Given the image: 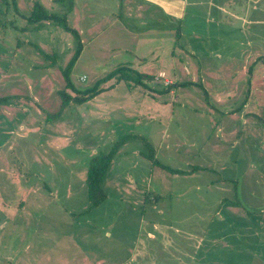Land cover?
Returning a JSON list of instances; mask_svg holds the SVG:
<instances>
[{
    "label": "rangeland",
    "instance_id": "374dc122",
    "mask_svg": "<svg viewBox=\"0 0 264 264\" xmlns=\"http://www.w3.org/2000/svg\"><path fill=\"white\" fill-rule=\"evenodd\" d=\"M37 1L52 12L65 14L71 26L83 31V47L71 73L78 89L94 86L121 59L127 60L126 49L135 50V43L123 40L119 34L91 39L89 27L95 17L100 26L109 17L118 20L121 14L125 18L119 0H73L71 10L60 0H17L19 13L29 15ZM19 13L12 0H0V96H15L9 105H0V141L9 130L12 135L9 145L5 143L10 150L1 148L0 152V264H138L131 254L137 242L147 239L155 209L164 213L160 218L175 220V228L200 234L206 213L214 216L216 206L209 199L193 200V193L200 187L189 184L202 185L206 175L216 178L217 169L220 176L239 179L240 193L235 194L239 204L262 218L264 200L250 198V178L255 176L250 173V158L264 154V150L257 152L259 146L264 149V126L250 127L264 122L262 63L249 73L260 53L224 56L210 65L199 64L177 48L169 54L164 49L158 59H152L159 63L148 60L151 65L137 70L144 83L135 73L132 80L114 77L101 84L105 90L95 97L82 103L71 101L62 108L61 90L76 95L66 87L62 70L77 50V39L54 23L41 30L21 29L28 24ZM130 24L135 27L132 18ZM178 42L181 40L158 44ZM145 43L139 41L138 51L144 50ZM146 45L145 57L149 58L156 43L147 41ZM184 62L186 67L181 70L179 64ZM156 67L159 70L153 69ZM163 69L166 71H160ZM180 82L202 83L214 106L207 103L197 85L158 93ZM246 91L248 99L240 106L238 118L229 116L245 99ZM236 123L239 125L234 128ZM228 132L239 139L237 144ZM145 138L162 162L169 159L172 145H182L178 152L183 154L184 162L174 154L176 160L169 164L183 169L200 165L216 171L198 173L199 177L190 180L181 177V182L188 183L187 192L192 193L189 200L175 207V201L166 196L172 186L167 169L152 174L151 163L140 152L147 149ZM120 140L123 142L114 152L103 181L107 198L91 207L89 168L97 156L109 153ZM260 170L264 173V168ZM205 187L199 192L201 197L205 196ZM237 208L229 206L232 212ZM257 225L255 222L250 227L252 248L246 246L249 254L241 253L243 243L235 241L234 232L222 229L223 248L232 242L237 247L227 251H233L231 258L223 255L222 264H264V229ZM166 233L172 242L178 241L182 253L188 254L195 246L186 235L172 229ZM158 252L159 257L151 258L160 261L164 256L167 264L175 256L163 246ZM219 255L218 250L215 256Z\"/></svg>",
    "mask_w": 264,
    "mask_h": 264
},
{
    "label": "crops",
    "instance_id": "0c3cea01",
    "mask_svg": "<svg viewBox=\"0 0 264 264\" xmlns=\"http://www.w3.org/2000/svg\"><path fill=\"white\" fill-rule=\"evenodd\" d=\"M119 1H121L120 6H122L125 10V18H123L121 14L119 15L121 18L119 17L118 20H115L116 18L110 19L109 17V19L104 22L102 26H100V20H96L98 17H95L89 27L91 30L89 32L92 35L91 39H96L101 34L102 36L105 34H119L123 37V40L126 41L127 39V42L131 41L135 43V48L133 49H135L138 53H136L135 50L126 49V52L129 54L127 60L121 59V61L115 64L116 67L119 65H129L132 66V68L134 67L136 70H140L144 66L147 67L154 64L155 61L152 59H158L159 54L164 53V49L169 54L170 51L173 52L176 48L185 53L187 57L195 59L199 64L207 62L210 65L212 61L224 56L238 57L239 55H256L260 53L261 55H258L259 57L257 56L251 63L249 73L251 74L253 72V68L259 62L262 63V66H259V69L264 67V0ZM104 3L103 6L106 4ZM110 13L111 10L109 11V15ZM131 18L135 22L134 28H132V25L130 24ZM82 32L83 31L80 30L79 33L82 35ZM107 38L112 39L110 36H107ZM168 40L172 42L175 40H181V42L167 46H164V44L163 46H159L158 42ZM139 41H146V43L147 41H150L152 43H156V48L151 49L150 51V55L152 56L149 58L145 57V52H148V46L146 43L144 50L138 51L137 44ZM122 46L125 47L124 45ZM148 60H151V64L147 62ZM192 62L194 65V60H192ZM157 63H159L158 60L155 64ZM186 64L187 63L185 62L180 63L179 68L184 70ZM214 67L215 65L213 66V70H215ZM153 69H156V71L159 70L157 67ZM160 71L166 70L163 69ZM174 84L175 83L158 93L167 94L175 87H189V85H197L204 91L207 103L214 106L202 83L180 82L176 85ZM245 93V99L237 106L236 109L231 110L232 114L229 116L238 118V114H240L242 110V107L240 108V106L246 103L248 99L249 92L246 91ZM12 99L13 98H11L10 101ZM10 101L7 104L1 105H9L11 103ZM251 117L252 119L255 118L254 115H251ZM262 120L264 121V117ZM252 124L255 125H250V127L257 126L260 129L264 126V122H262V124ZM238 125L239 123H236L234 128ZM234 128H231L230 130H234ZM10 132L11 131L9 130V132L6 133V138L0 141V152L1 148L2 151L3 148H6V150L10 148L7 146L9 145V139L12 136ZM229 134L232 136V139L236 141L233 143L237 144L239 139L234 138L233 132H230ZM175 136L176 138L178 137L176 134ZM145 141L147 142V149L140 152L143 158L151 163L152 174L154 170L160 171V169H162L165 171V168L161 165L155 164L153 160L147 156L150 152L154 153L159 162L176 170L175 172L169 169L166 171L170 178L169 182L172 185L168 190L169 193H166V196L175 201V207L180 201L189 200L190 193H192V191L187 192L189 189V186H187L188 183L181 182V177L190 180L199 177L198 173L205 174L208 172L210 174L213 173L212 171H216L213 168L207 169L206 167L200 165H194L191 169H183L181 166L178 167L169 164L168 162L176 160L174 154H177L181 158L182 163L184 162L183 154L178 152L182 145L180 147L172 145V148L169 149V159L166 163L162 162L157 157L156 149L153 144H151L146 138ZM5 143H7V145ZM262 150H264L263 147L259 146L257 148V152L259 154ZM220 167L221 169L226 168L223 166ZM260 168H264V154H260L257 159L250 158V173L255 175L254 178H250V198L264 200V173L260 172ZM12 174L14 177V170H12ZM214 174L216 175V178L202 175L205 178V182H202V185L201 182H192V184H189L190 187L196 185L200 187L196 188L197 193H193V200L204 202V200L209 199L214 202L216 206L214 209V216H212L211 212L206 213L208 216L204 218L205 225L200 231V234L195 235V231L193 230L184 232L181 228H175V220L172 221L169 217L166 219L160 218V215L164 213H159L160 210L155 209L154 211H156V214L150 218L149 230L146 234L147 239L137 242V245L131 254L133 258L137 259L138 264H167L166 261L163 260L164 256L160 261L159 258H151L153 255H157L159 257V246L169 249L170 254L177 256L171 258L168 264H173L175 261L180 262V264H222L224 256L228 255L230 257L231 253H233V251H230V253L227 254V251L234 247L237 249L233 242L229 245V247L223 248L222 229L225 227L229 228L231 232L236 234L233 238H235L237 243H243L244 251L241 253L249 254L246 246L252 248L250 245V241H252L250 240L251 224L258 222L257 227L263 230L264 215L260 218L254 210L246 211L242 205L239 204V198L235 197V194L240 193V182L238 178L220 176V169H217ZM106 175L107 173L105 174V177ZM204 184H206L205 196L201 197L199 192L202 190ZM260 189L263 191L262 196L260 195ZM215 197L216 200H214ZM225 206L227 210L225 209ZM229 206H237L238 208L234 209L232 212L229 209ZM222 215L224 220L221 218ZM171 229L178 234L186 235L188 237V241H193L195 243L194 248L190 250L188 254L182 253L178 249V241L176 243L172 242L171 236L166 233ZM146 240H148V242H145ZM172 249L178 251L179 254L175 253ZM218 250L220 251V255L215 256V253ZM196 258H199V260ZM105 262L109 263L108 260ZM7 263L10 264L12 262L8 261Z\"/></svg>",
    "mask_w": 264,
    "mask_h": 264
},
{
    "label": "trees",
    "instance_id": "16d2710c",
    "mask_svg": "<svg viewBox=\"0 0 264 264\" xmlns=\"http://www.w3.org/2000/svg\"><path fill=\"white\" fill-rule=\"evenodd\" d=\"M61 1H62V5L64 4L63 6L67 7L68 10L72 9L71 2L73 0H64V1L60 0V2ZM66 2H69V5L66 4ZM12 4L14 7V10L17 13H19L17 0H12ZM19 14L27 20V24H28L27 26L22 27L21 29L41 30L47 27L48 24L54 23L55 25H60L65 31L71 33L77 39V42H78L77 50L75 51V54L70 59L68 64L65 67H63V70H62L65 81H66V87L72 89L76 93V95H72L66 90H61L60 95L62 96V108L71 101L82 103V102H85L95 97L96 95L101 93L103 90H105V87H102L101 84L114 77L118 80H122V79L132 80L133 73H135L136 76L139 78V80L142 83H144L143 80L141 79L142 74L139 73L136 69L128 65H119L115 67L114 70H112L106 76L99 78L98 82L94 86L85 88V89H78L75 83L73 82L71 73L73 70L72 68L76 60L78 59V56L83 47V42H82L79 31L75 27L69 24L67 16L65 14L60 15L56 12H52L48 10L46 7H44L39 1L34 3V9L31 11L29 15H22L21 13ZM53 63H56V61L53 60ZM14 97L15 96L13 95H7V96L0 97V105L9 103L10 99ZM60 113H61V110L58 113H55L54 115H52L51 118L58 116ZM122 142L123 141L120 140L117 143V145L115 144V146H112L109 153H101L99 157L97 156L96 162H94L92 166L89 168L88 177H87V187H88L87 190H88V196L91 202V207L101 204L107 197V192L103 187V181L105 178V174L107 173V168L109 166V163H111L112 161L114 152H116L117 147ZM147 156L151 158L155 164L161 165L165 169H169L174 172L176 171L175 169H172L171 167L159 162L156 159L153 152L148 153Z\"/></svg>",
    "mask_w": 264,
    "mask_h": 264
}]
</instances>
